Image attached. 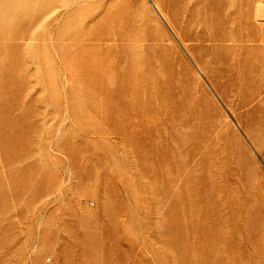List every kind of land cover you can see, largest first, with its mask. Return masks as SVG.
Returning a JSON list of instances; mask_svg holds the SVG:
<instances>
[{"label": "rangeland", "instance_id": "rangeland-1", "mask_svg": "<svg viewBox=\"0 0 264 264\" xmlns=\"http://www.w3.org/2000/svg\"><path fill=\"white\" fill-rule=\"evenodd\" d=\"M0 264H264V0H0Z\"/></svg>", "mask_w": 264, "mask_h": 264}, {"label": "bare ground", "instance_id": "bare-ground-1", "mask_svg": "<svg viewBox=\"0 0 264 264\" xmlns=\"http://www.w3.org/2000/svg\"><path fill=\"white\" fill-rule=\"evenodd\" d=\"M260 6H262V5L260 4ZM260 6H258V8H257L259 11H261V10L263 9V7H260ZM259 11H258V12H259ZM261 12H262V11H261ZM257 14L259 15V13H257ZM259 16H260V15H259ZM261 16H262V15H261ZM259 19H260V18H259ZM262 19H263V18H262Z\"/></svg>", "mask_w": 264, "mask_h": 264}]
</instances>
